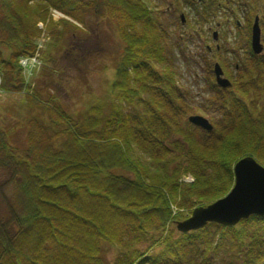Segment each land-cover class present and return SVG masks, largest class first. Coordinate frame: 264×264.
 <instances>
[{"label": "trees", "instance_id": "trees-1", "mask_svg": "<svg viewBox=\"0 0 264 264\" xmlns=\"http://www.w3.org/2000/svg\"><path fill=\"white\" fill-rule=\"evenodd\" d=\"M174 2L190 8L201 29L221 15L222 27L234 19L239 31L235 11L243 8L249 45L260 0ZM52 9L79 24L87 15L114 21L124 46L105 100L72 115L53 94L43 98L31 87L25 98L41 115L26 116L23 148L0 127V264H106L103 245L119 250L113 264H211L221 251L229 253L221 264H261L264 216L235 227L209 223L178 236L167 225L184 219L171 217L168 202L186 209L225 196L240 158L250 155L264 166V102L258 108L264 54L249 52L240 67L245 83L220 88L207 80L210 98L200 109L213 116L205 131L188 122L190 94L176 86L166 27L145 1L0 0L3 92L30 89L18 59L34 55L37 23ZM60 26H49L52 39L77 29L69 22ZM259 27L264 42V17ZM182 175L193 183L181 186ZM146 242L162 249L140 251Z\"/></svg>", "mask_w": 264, "mask_h": 264}, {"label": "rangeland", "instance_id": "rangeland-1", "mask_svg": "<svg viewBox=\"0 0 264 264\" xmlns=\"http://www.w3.org/2000/svg\"><path fill=\"white\" fill-rule=\"evenodd\" d=\"M143 1L152 10L158 11L160 20L166 27L168 34L166 45L169 48L174 70L177 74V78H175L176 86L180 90L188 92L191 97V104L194 109L192 111L194 113L190 114V116H201L210 123L213 112L208 109L205 113L200 109V105H206V100L210 98L207 80H212L215 83L212 65L214 61L210 58L206 48H214L216 44L223 50L226 49L227 53L231 48H234L236 50L234 58L227 54L224 61V63L226 62L225 65L223 61L220 62L216 57L214 60L215 62L216 60L220 62V65L217 64L221 69L222 77L229 81L230 86L232 82L238 80L245 83L246 79L240 67L247 65L249 52L252 53V51L250 50V40L249 45L247 46L246 44L248 35L242 22V11L244 9L240 7L235 11L236 21L240 30L234 29L233 19L224 25V32L222 29L224 37L221 38L219 36L217 41H212L211 37L216 38V35L214 37L213 34L215 32L217 34L219 30L216 24L219 23L221 25L223 19L221 15L215 17L213 22H209L204 29H201L194 22V14L186 5L178 6L174 0ZM193 2L200 3L197 0H193ZM263 3L264 0H260L258 5L259 12L255 14L254 18L256 16L258 19L264 17ZM232 7H235V5ZM180 15H183V18L188 15L189 20L184 19L183 23L177 24ZM61 22L72 23L77 29L74 31L69 30L60 39H52L49 26L53 24L60 28ZM39 23H42V29H39ZM39 23H37L38 35L35 37L36 47L34 52V54L39 55V61L35 65V74L26 78V80L22 74L24 83L27 81L28 84H26L30 86V89L24 85L22 90L18 92L0 94V127L6 131L10 143L18 150H21L24 146L26 116L29 114L41 115V110L31 106L25 98V96L30 94L31 87L37 89L43 98H47L48 93L53 94L68 113L75 115L89 104L106 99L109 94L110 84L116 78V62L124 46L118 36L116 23L106 18H95L87 15L84 23L79 24L64 13L52 9L44 22ZM262 39L260 28V42L263 46V51L257 55L264 54V42ZM178 47L182 49L183 53L178 50ZM4 55L5 57L7 56L6 50ZM234 64H238V67L235 68ZM207 65L211 66L213 78L206 75ZM256 76H254V79ZM261 94L262 96L258 102L259 109L264 102V92ZM42 117H45L44 114ZM130 155L135 158L139 154L136 150H133ZM190 178V175H182L179 180L180 185L192 184L193 181L185 182ZM2 179L3 176L0 174V181ZM168 205L171 217L182 215L184 219L189 217L191 211L195 208L185 209L172 201L168 202ZM176 222H170L167 228H171L174 225L175 235L178 236L177 234L180 232L176 230ZM237 225L238 223L235 226ZM148 245L149 242L140 243L138 249L147 251L148 254L157 253L162 249V245L153 247H148ZM102 247L105 263L113 264L119 250L109 245H103ZM228 257L229 253L221 251L217 256L210 258L211 264H221L220 261L228 259ZM191 264L198 263L194 262ZM261 264H264V261Z\"/></svg>", "mask_w": 264, "mask_h": 264}, {"label": "water", "instance_id": "water-1", "mask_svg": "<svg viewBox=\"0 0 264 264\" xmlns=\"http://www.w3.org/2000/svg\"><path fill=\"white\" fill-rule=\"evenodd\" d=\"M201 1V0H198ZM183 23V15H180ZM214 37L216 32L213 34ZM250 48L257 55L263 51L260 42L259 19L256 16L250 28ZM215 83L226 88L230 86L217 63L213 64ZM188 122L206 131H211L212 125L201 116H189ZM233 185L222 198L207 206L195 207L189 217L176 222V230L180 233L196 231L209 223L233 227L249 216H264V166L260 165L252 156L247 155L235 162L232 168Z\"/></svg>", "mask_w": 264, "mask_h": 264}, {"label": "flooded vegetation", "instance_id": "flooded-vegetation-1", "mask_svg": "<svg viewBox=\"0 0 264 264\" xmlns=\"http://www.w3.org/2000/svg\"><path fill=\"white\" fill-rule=\"evenodd\" d=\"M229 21H227V23H228ZM236 24L238 25V27H239V24H238V22H236ZM216 27H219V30H218V33L216 34V38H213V36L211 37L212 38V41H217V39L219 38V36L221 37V38H223L224 37V30H225V28H223L219 23L218 24H216ZM222 29H223V32H222ZM235 29V28H234ZM246 37H247V35H246ZM249 40H250V35H249ZM206 50L208 51V54H209V56H210V58L214 61L213 62V64L214 63H218L219 65H220V62H222L223 61V64L225 65L226 64V62L224 63V61H225V58H226V56H227V54L228 55H230V57H233L234 58V56H235V49L234 48H231L230 49V51L227 53V51H226V49H224L223 50V48H221L219 45H214V48H211V47H207L206 48ZM251 50V49H250ZM218 58L219 59V61L218 60H216V62H215V60L214 59H216V58ZM212 64V65H213ZM222 64V63H221ZM235 65V68H237L238 67V64H234ZM214 77V76H213ZM215 79V78H214Z\"/></svg>", "mask_w": 264, "mask_h": 264}, {"label": "built area", "instance_id": "built-area-1", "mask_svg": "<svg viewBox=\"0 0 264 264\" xmlns=\"http://www.w3.org/2000/svg\"><path fill=\"white\" fill-rule=\"evenodd\" d=\"M38 27H39V29H42L41 28L42 23H39ZM38 56L39 55L34 54L33 56H23V57H20L18 59V66L20 67L21 73L23 74V77L25 78V80H26V78H29L30 76L35 74L34 73V71L36 70L35 65L39 61ZM0 76H1V74H0ZM0 80H1V77H0ZM26 83H27V81H26ZM2 93H4V92L0 89V94H2ZM4 94H6V93H4ZM192 181H193V178L191 177L189 180H187L185 182H192Z\"/></svg>", "mask_w": 264, "mask_h": 264}]
</instances>
